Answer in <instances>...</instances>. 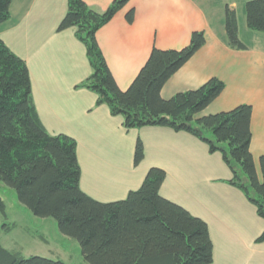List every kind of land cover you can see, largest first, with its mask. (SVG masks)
<instances>
[{"label":"crops","instance_id":"obj_1","mask_svg":"<svg viewBox=\"0 0 264 264\" xmlns=\"http://www.w3.org/2000/svg\"><path fill=\"white\" fill-rule=\"evenodd\" d=\"M105 12L115 0H83ZM250 0H130L96 35L108 67L123 91L146 64L154 47L181 50L192 33L203 31L206 44L162 89L166 100L195 90L213 78L224 91L196 119L252 107L250 151L259 170L264 155V33L248 28ZM238 16L239 37L246 50L230 47L225 9ZM68 0H13L10 19L0 25V38L28 65L39 119L52 135L65 134L78 144L81 189L100 202L123 200L143 183L150 168L166 171L161 195L207 222L214 243L212 264H264V219L244 193L230 185L232 173L220 153L206 143L163 127L127 131L121 116L81 85L92 69L75 29L58 32ZM135 11L129 23L127 13ZM145 159L134 164L137 140Z\"/></svg>","mask_w":264,"mask_h":264},{"label":"trees","instance_id":"obj_2","mask_svg":"<svg viewBox=\"0 0 264 264\" xmlns=\"http://www.w3.org/2000/svg\"><path fill=\"white\" fill-rule=\"evenodd\" d=\"M130 0H115L103 13L83 0H68V10L58 32L75 29L86 48L92 69L81 85L97 95V106L106 105L112 116H121L127 131L145 127L169 128L188 133L220 153L232 173L228 183L241 190L264 219V155L259 170L250 151L252 107L240 105L227 112L196 119L225 89L218 78L195 90L166 100L167 82L206 44L203 31L192 33L181 50L153 48L146 64L123 91L114 79L98 45L97 32ZM13 0H0V25L10 19ZM135 11L127 13L129 23ZM250 30L264 33V0L246 3ZM229 45L246 50L239 37L238 16L225 9ZM145 159L144 143L138 139L134 164ZM166 171L153 167L142 185L115 202H100L80 186L78 144L68 135H50L41 123L32 95L27 63L0 38V180L16 190L18 200L33 215L53 218L61 234L79 242L87 264H212L214 243L203 219L164 198L160 191ZM0 212L6 204L0 195ZM5 230L9 232L5 225ZM264 243V231L256 240ZM0 264H64L49 258L25 257L0 243Z\"/></svg>","mask_w":264,"mask_h":264},{"label":"rangeland","instance_id":"obj_3","mask_svg":"<svg viewBox=\"0 0 264 264\" xmlns=\"http://www.w3.org/2000/svg\"><path fill=\"white\" fill-rule=\"evenodd\" d=\"M0 195L6 204L5 216L0 212V243L4 248L18 251L25 257L39 256L64 264H87L79 242L64 237L55 219L33 215L18 200L16 190L1 180Z\"/></svg>","mask_w":264,"mask_h":264}]
</instances>
